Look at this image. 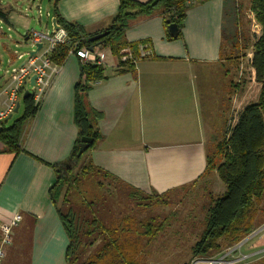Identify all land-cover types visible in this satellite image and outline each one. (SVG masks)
<instances>
[{"label": "crops", "instance_id": "0c3cea01", "mask_svg": "<svg viewBox=\"0 0 264 264\" xmlns=\"http://www.w3.org/2000/svg\"><path fill=\"white\" fill-rule=\"evenodd\" d=\"M4 2L0 0V9L9 12V23L0 20V67L4 60L21 66L30 52L19 53L22 42L2 31V24L14 27L13 6H3ZM250 5L251 0H208L196 5L187 14L182 38L173 41L167 38L160 15L134 20L125 39L141 43L151 54L138 62L134 73L118 74L119 58L104 49L109 79L88 94L90 107L102 114L101 138L81 164L92 161L146 194L175 195L200 184L215 187L217 196L224 194L226 186L218 175H205L207 156L229 136L243 109L257 103L262 89L251 66V84L259 92L251 102L244 95L240 101L248 102L238 107L242 90L251 87L242 79L241 57L224 48L227 32L243 28V18L247 23L254 19ZM57 11L65 22L99 35L118 14L119 0H61ZM47 13L50 26H45V32L52 30L54 7ZM257 27L259 34L261 27ZM31 31L26 30V35ZM80 66L73 56L61 66L37 117L25 130L23 152L17 156L3 153L0 142V218L22 217L2 264L12 254L18 257L20 232L27 226L33 238L30 264H66L68 239L50 191L57 183L53 166L71 157L78 140L74 88ZM4 83L0 75V87ZM254 236L241 243L240 255L247 259L236 264H264L260 243L264 237L253 243L249 240Z\"/></svg>", "mask_w": 264, "mask_h": 264}, {"label": "trees", "instance_id": "16d2710c", "mask_svg": "<svg viewBox=\"0 0 264 264\" xmlns=\"http://www.w3.org/2000/svg\"><path fill=\"white\" fill-rule=\"evenodd\" d=\"M61 0H54V17L60 27L68 32V45L57 48L51 60L62 66L70 50L81 47L109 49L119 58L118 74L134 73L136 66L123 62L122 52L129 49L134 58H140L141 43H129L125 39L131 23L140 17L160 15L171 41L182 38L187 14L191 8L208 0H119V11L110 26L103 32L107 35L98 41L89 42L96 35L88 34L77 24L65 22L58 14ZM250 10L261 35L253 45L251 66L256 73V82L262 89L257 103L246 106L228 137L218 142L207 156L205 175L216 173L226 186L224 194L211 199L206 208V218L200 239L192 247L195 258L210 259L225 249L242 243L264 221V0H251ZM0 20L9 23V12L0 9ZM177 25L176 38L168 32L170 25ZM28 34L26 38H28ZM109 79L105 66L81 64L79 80L74 88V121L78 140L71 157L64 163L53 166L57 183L50 196L67 235L66 264H148L147 253L164 230L165 223L158 217L141 218L151 208L164 207L169 203L170 192L146 194L121 182L109 172L100 169L92 161L81 164L83 156L92 149L101 135L98 123L102 114L88 103L89 92ZM24 113L10 126H0V142L3 153L17 156L23 152V136L26 128L37 117L40 105L33 96L23 100ZM94 140L87 151L81 150V139ZM123 194L134 203L138 213L125 215L116 212L111 189ZM135 211V210H134ZM137 211V210H136Z\"/></svg>", "mask_w": 264, "mask_h": 264}, {"label": "rangeland", "instance_id": "374dc122", "mask_svg": "<svg viewBox=\"0 0 264 264\" xmlns=\"http://www.w3.org/2000/svg\"><path fill=\"white\" fill-rule=\"evenodd\" d=\"M7 5L13 6V17L11 22L14 23V27L10 29L9 25L2 24V31L7 36H11L13 40H19L22 42V47L17 49L19 53L31 52L30 45L23 42L25 40L26 30L45 32V26H50V19L47 18L46 14L53 10V0H43L41 3L40 0H5L3 6ZM38 6H41L42 9L43 15L41 18H39V15L37 14ZM244 20L245 19L243 18L241 24L243 28L236 27L235 31L227 32L224 41L225 49L230 51L233 55L241 57L240 60L243 67L242 79L248 83V87H251L250 89L242 90L241 97L238 98V107L242 102H244V104L248 101L251 102L259 92L256 84H251L252 75L250 69L251 58L253 55V43L257 37H260L261 33H257V31H259L257 26L259 25L256 23L255 19H249L248 23L245 20V26ZM244 34H246V36H244ZM10 68L11 66L6 60H4L0 67V75L4 76V72ZM243 96H247L248 101H240ZM237 111L238 110H236V112ZM23 113L24 105L22 103L18 113L14 114L12 119L6 125L10 126L14 121L19 119ZM107 188L105 191H110L112 193L109 197L113 196L114 208L116 209L117 214L122 213L130 215L138 213L139 210L137 208L134 209V203L125 199L123 194H118L113 185H111V189ZM213 188L215 189V187H212L209 184L208 186H205V184L201 186L200 184V186L198 185L196 187L187 188L175 195H170L167 198L169 203L167 206L151 208L148 212L141 215V218L143 219L144 216L149 213V216L158 217V223H165L164 230L158 236L157 240L149 247L150 249L147 253L148 264H195L198 261L202 262L216 258L218 259L219 257L228 254L231 250L233 251L236 249L238 250H236L233 255H230L227 260L232 262L244 257L243 255H240L242 250L241 248L239 249L240 245L225 249L220 255H215L210 259L195 258L193 256L192 247L199 241L201 233L203 232L206 208L211 199L216 198L218 195ZM262 209L264 211V201ZM262 221H264V217ZM256 232L259 233L249 241L256 243L260 238L264 237V222L253 234ZM31 234V227L27 226L21 230L19 240L20 253L17 258L12 254V257L9 258L7 264H30L31 241L33 240ZM260 243L264 245V241ZM244 261H246V259L242 260V262Z\"/></svg>", "mask_w": 264, "mask_h": 264}, {"label": "built area", "instance_id": "2783aa9c", "mask_svg": "<svg viewBox=\"0 0 264 264\" xmlns=\"http://www.w3.org/2000/svg\"><path fill=\"white\" fill-rule=\"evenodd\" d=\"M37 14L39 18L42 17L41 6H38ZM47 18H50V14H46ZM27 43L30 45L32 51L37 50V45L42 44V48L29 58V61L22 66L11 65L9 70L4 72L5 83L0 87V126L4 123L7 124V119L13 117L18 105L21 106L26 93L33 96L36 105H40L47 94L55 76L59 73L61 66L55 65L52 60V54L58 47L68 45L70 38L68 32L62 27L58 31L54 32H38L32 30L28 33ZM90 47L79 48L77 44L70 50L69 56L77 58L81 64H92L105 66L106 53L100 47H93L91 51ZM140 58H134L129 49L122 52L121 60L123 62H131L137 67L138 62L142 58L150 56V52L143 47H140ZM23 58L20 56V59ZM36 76L35 85H31V79ZM22 221L21 215H15L9 220H3L0 218V264L3 263L6 257L7 249L12 245L13 232L20 225ZM261 231V230H260ZM259 231V232H260ZM258 232V233H259ZM257 232L253 235L258 234ZM241 247V243L239 244ZM239 247V249H240ZM238 250V249H236ZM236 250H231L228 254L218 259H212L207 261H198L195 264H236L241 263L242 260L247 259L244 256L242 259H237L229 262L227 258L233 255Z\"/></svg>", "mask_w": 264, "mask_h": 264}, {"label": "water", "instance_id": "95a60500", "mask_svg": "<svg viewBox=\"0 0 264 264\" xmlns=\"http://www.w3.org/2000/svg\"><path fill=\"white\" fill-rule=\"evenodd\" d=\"M59 28H60V26H59L58 23H57V19H56V18H53V19H52V30H53L54 32H56V31L59 30ZM168 32H169V34H170L172 37L176 38V37L178 36V34H179V30H178L177 25H175V24H174V25H170V26L168 27ZM106 35H107V33H101V34H99V35H96V36H94V37H91V38L89 39V42H94V41L101 40V39H103ZM27 41H28V39H27ZM41 48H42V44H38V45H37V50H36V51H31V52L29 53V58H30V57H33L34 55H36V53H37ZM89 49L92 51V50H93V47H90ZM29 58H27V59L25 60V62H24L22 65H24L25 63H27V62L29 61ZM22 65H21V66H22ZM35 80H36V76H33L32 79H31V85H35ZM28 96H29V93H26L25 96H24V98H27ZM20 107H21L20 105L17 106V108H16V110H15V114L18 113ZM11 119H12V117H9V118L7 119L6 122H9ZM93 142H94V140L91 139V138H87V137L82 138V139H81V145H80L81 150H82V151H87V150L89 149V147L93 144Z\"/></svg>", "mask_w": 264, "mask_h": 264}]
</instances>
